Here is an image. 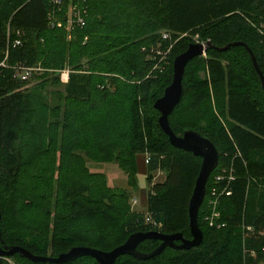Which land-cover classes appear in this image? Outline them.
Returning <instances> with one entry per match:
<instances>
[{
  "label": "trees",
  "instance_id": "trees-1",
  "mask_svg": "<svg viewBox=\"0 0 264 264\" xmlns=\"http://www.w3.org/2000/svg\"><path fill=\"white\" fill-rule=\"evenodd\" d=\"M62 2L61 18L69 0ZM85 7V26L73 28L67 41L63 27L49 26V0H0V63L10 43L8 68L0 67V245L58 258L78 247L109 252L135 233L191 240L188 205L201 160L170 145L153 105L171 83L174 58L197 37L216 48L243 44L209 48L191 60L168 117L175 135L194 131L219 153L197 217L202 241L114 264L252 263L243 247L261 256L264 243V91L247 49L264 79V0H86ZM20 64L44 70L34 76L37 84L15 78ZM66 67L89 74L87 99L48 90L61 84L49 71ZM139 154L149 158L148 184L153 172L167 173L148 190L144 213L131 210L128 192L111 189L86 165L116 164L135 190ZM215 175L224 178L219 191L228 192L217 206L219 229L205 221ZM145 215L157 227L145 224ZM158 245L145 240L137 250L148 254ZM51 264L97 263L81 257Z\"/></svg>",
  "mask_w": 264,
  "mask_h": 264
},
{
  "label": "water",
  "instance_id": "water-1",
  "mask_svg": "<svg viewBox=\"0 0 264 264\" xmlns=\"http://www.w3.org/2000/svg\"><path fill=\"white\" fill-rule=\"evenodd\" d=\"M234 46H243V44L233 43L222 48H216L207 41L188 45L184 52L174 58L171 83L165 88L163 95L156 100L153 105L154 109L159 113L158 126L168 137L170 145L176 149L191 153L201 160L199 173L195 180L188 205L191 240L184 239L181 234L164 235L157 231L135 233L130 235L121 246L109 252L78 247L71 249L65 254H61L58 258L40 257L33 255L21 247L0 245V262L3 259L11 258L19 254L33 263H64L81 257H90L94 259L97 264H114L116 260L122 256H130L134 259L145 261L160 255L167 248L174 250H189L199 246L202 241V233L197 225L198 212L205 199L208 179L218 166L219 153L209 140L203 138L194 131H186L182 136L175 135L169 127L168 117L180 103L182 97V78L185 66L194 58L204 56L205 51L209 48L225 52L230 47ZM247 51L255 71L259 75L261 86L264 91V79L258 70L255 57L248 49ZM145 240H156L159 242V245L148 254L141 253L137 250V247Z\"/></svg>",
  "mask_w": 264,
  "mask_h": 264
},
{
  "label": "built area",
  "instance_id": "built-area-1",
  "mask_svg": "<svg viewBox=\"0 0 264 264\" xmlns=\"http://www.w3.org/2000/svg\"><path fill=\"white\" fill-rule=\"evenodd\" d=\"M86 0H69L67 5L66 12L61 14L62 0H49L50 4V14H49V26L50 28H60L63 27L65 31L72 30L73 28H83L85 26V17H86ZM22 36L21 32H18V37ZM18 38L14 43V47L21 45V40ZM163 39H167L168 35L164 33L162 35ZM10 45V43H9ZM9 45L8 50L6 52L5 60L0 63V67L8 68V56H9ZM160 55V52H158ZM15 72V78L20 80L21 82H30L31 79L40 73H43L44 70L41 67H28L25 64L17 65L13 68ZM63 76V75H61ZM61 78V77H60ZM149 158L146 156L145 164H148ZM223 176L217 175L214 179L213 186L209 189L208 192V206L210 207V214L205 218V221L208 223L209 227H215L217 229L224 227L223 224L217 223L220 217V213L217 211V206L219 203V199L222 195H228L227 188L225 186L219 191V186L224 183L221 182L223 180ZM232 177H229L228 180H231ZM230 183V182H227ZM131 210L135 211L134 207L138 205V199L136 197L130 198L129 201ZM144 223L148 225H153L157 227L156 224L151 220L150 216L145 215ZM245 230L248 232L253 231L251 227H246ZM260 236L264 239V234L260 233ZM261 256H258L254 250H249L245 246L243 247V254L246 258L251 259L252 263L250 264H264V243L260 250ZM8 261L10 259H3Z\"/></svg>",
  "mask_w": 264,
  "mask_h": 264
},
{
  "label": "crops",
  "instance_id": "crops-1",
  "mask_svg": "<svg viewBox=\"0 0 264 264\" xmlns=\"http://www.w3.org/2000/svg\"><path fill=\"white\" fill-rule=\"evenodd\" d=\"M63 75V76H61ZM60 91L64 96L73 97L76 99H87L89 95V74L83 71H72V70H60ZM146 155L139 154L135 158L136 162V185L138 182V174L143 176V171L145 166L146 174H147V166L145 164ZM107 164L106 170L99 171V166H97L94 162H87V168L91 173H102L104 174L106 181L109 184H116L115 182H122L121 189L129 190V186L127 185V176L123 171H119V167L114 163H103ZM105 169V168H104ZM109 172V173H105ZM147 184V183H146ZM131 190V189H130ZM132 191H134L132 189ZM141 204V201L138 197V205ZM137 205V206H138ZM144 205V204H143ZM147 204L145 200L144 207L141 205L138 207V212H146Z\"/></svg>",
  "mask_w": 264,
  "mask_h": 264
},
{
  "label": "rangeland",
  "instance_id": "rangeland-1",
  "mask_svg": "<svg viewBox=\"0 0 264 264\" xmlns=\"http://www.w3.org/2000/svg\"><path fill=\"white\" fill-rule=\"evenodd\" d=\"M66 32V34H67V36H66V39H67V41H69L70 39H71V31L70 30H67V31H65ZM194 42H199L198 41V38L197 37H194L193 39H192ZM205 56V55H204ZM203 57V56H202ZM64 69H67V70H71L70 68H68V67H66V68H64ZM63 69V70H64ZM50 73V77H49V79H54V78H58L59 80H60V70H57V71H49ZM44 73V72H43ZM40 74H42V73H40ZM40 74H37V75H40ZM36 76V75H35ZM200 76L201 77H203V73H201L200 74ZM34 78V77H33ZM31 79V81H30V86H33V85H35V84H37L38 82L35 80V79ZM61 83V82H60ZM30 86H28V87H30ZM48 90L51 92V91H55V92H57V91H60V85L59 86H57V85H53V84H50L49 85V87H48ZM60 93H61V91H60ZM47 97H48V101L52 104V105H56L57 104V101L56 100H54V98L50 95V94H47ZM88 163L90 162V161H87ZM95 163V162H94ZM97 166H99V171H102V170H106V167L108 166L107 164L105 165V164H103V163H95ZM147 165V164H146ZM105 168V169H104ZM143 168H144V171H143V176H141V174H138V182H137V186H136V188H135V190L134 191H132V189L130 190H126L125 189V191L126 192H128V194H129V196H130V198H132V197H136L137 199H138V197H139V199H140V201H141V204H139L138 206H135L134 207V209H135V211L136 210H138V207H140L141 205L144 207V205H145V200H146V204H147V197H148V190L150 189V187L152 186V184H156V183H162L164 180H165V178H166V176H167V173L166 172H163V171H155V172H153L152 173V182H151V184H148L147 182H146V176H147V174H146V169H145V166H143ZM119 171H120V169H118ZM105 173H109V172H105ZM97 174H102V173H97ZM102 175H104V174H102ZM215 177H216V175L213 177V182H214V179H215ZM116 184H109L108 182H107V185L111 188V189H121L120 187H121V183L122 182H115ZM147 183V184H146ZM144 204V205H143ZM138 212V211H137ZM260 233H262V234H264V231L263 232H260ZM8 259H10L9 260V262H8V264H16V262L12 259V258H8Z\"/></svg>",
  "mask_w": 264,
  "mask_h": 264
}]
</instances>
